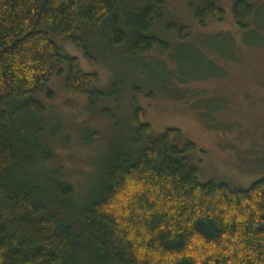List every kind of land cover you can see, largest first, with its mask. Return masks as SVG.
I'll use <instances>...</instances> for the list:
<instances>
[{
  "label": "trees",
  "instance_id": "obj_1",
  "mask_svg": "<svg viewBox=\"0 0 264 264\" xmlns=\"http://www.w3.org/2000/svg\"><path fill=\"white\" fill-rule=\"evenodd\" d=\"M203 26L223 22L221 0H184ZM163 0H0V264H264V178L248 188L198 181L181 133L153 135L136 107L124 139L114 142L83 196L55 174L38 118L37 93L55 76L67 92L116 99L119 78L97 90L93 50L123 47L134 59L170 45L150 34ZM234 24L264 46V11L235 0ZM252 21L250 25L248 21ZM166 30L182 39L185 28ZM246 43V40H245ZM244 43V45H245ZM247 46V45H246ZM52 92L47 91L51 98Z\"/></svg>",
  "mask_w": 264,
  "mask_h": 264
},
{
  "label": "rangeland",
  "instance_id": "obj_2",
  "mask_svg": "<svg viewBox=\"0 0 264 264\" xmlns=\"http://www.w3.org/2000/svg\"><path fill=\"white\" fill-rule=\"evenodd\" d=\"M163 1L162 21L150 34L170 45L168 53L130 59L123 47L98 48L92 65L75 47L64 45L82 71L99 75L97 90L119 78L123 91L116 99L90 100L67 92L64 74L39 91L37 99L45 107L38 118L46 132L41 140L53 157L36 166L35 175L55 174L76 197L83 196L111 145L135 124L132 113L139 107L153 135L177 129L178 147L194 144L184 156L197 168L201 184L248 188L264 178V46L234 24L235 0H221L223 22L209 18L203 26L184 0ZM251 2L264 11V0ZM168 23L185 28L183 40L166 30Z\"/></svg>",
  "mask_w": 264,
  "mask_h": 264
}]
</instances>
